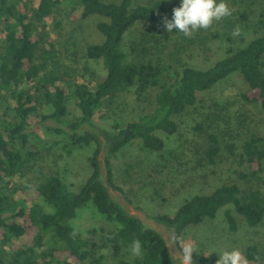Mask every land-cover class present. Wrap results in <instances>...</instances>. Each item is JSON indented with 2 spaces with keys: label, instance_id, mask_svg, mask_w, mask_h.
I'll use <instances>...</instances> for the list:
<instances>
[{
  "label": "trees",
  "instance_id": "1",
  "mask_svg": "<svg viewBox=\"0 0 264 264\" xmlns=\"http://www.w3.org/2000/svg\"><path fill=\"white\" fill-rule=\"evenodd\" d=\"M137 0H38L35 8L21 10L18 0H0V106L5 110L0 118V264H99L97 254L106 246H130L138 241L141 245L140 264H181L169 252L163 236L147 227L139 218L129 214L116 203L104 184L99 157L104 151L107 181L115 190H122L112 183L110 157L123 148L130 140H141L143 147L153 152L165 148L160 132L173 136L178 131L174 118L186 112L197 103L199 93L209 91L219 82L233 74H238L247 86L240 94L245 103H256L264 117V35L258 36L246 46L234 49L227 46L225 56L206 69L185 66L175 73V78L166 74L167 66L158 59L127 63L121 45L125 34L137 23L161 26V18L167 13L166 7L158 1L150 5H136ZM246 9L231 10V15L222 18L224 28L232 30L244 23L249 28L251 3L237 0ZM62 4L80 8L81 18L100 16L96 31L103 37L100 44L86 46L84 56L92 61H100L105 74L101 82L90 89L87 84L71 80L65 74L43 72L46 62H39L37 50L44 44L41 59H54L55 52L50 40L39 35L38 24L51 18ZM228 4V2H227ZM236 2H232V6ZM264 30V17L258 21ZM2 35V37H1ZM146 36V35H145ZM148 42L141 39V42ZM228 43L230 39L227 38ZM138 43V45L141 44ZM204 41H201V45ZM137 45V46H138ZM139 50L144 56L149 51L146 46ZM135 50V48H134ZM31 84L34 92L25 89ZM31 86V87H32ZM134 89L137 100L145 102L151 90L152 111L140 116L127 125L126 130L117 126L114 131L101 129L102 142L90 130L95 128L93 117L107 101ZM52 109V114L42 116V121L61 122L67 118L68 103L72 100L78 116L68 122V130H55L65 137V150L94 144L89 157L91 173L78 191H73L64 183L58 173L50 174L39 185L32 184L34 199L30 207L18 202L9 190L11 180L24 178L35 168L39 156L34 140L41 144L36 135L40 99ZM31 120V121H30ZM34 126L33 131L28 130ZM89 128V131L86 130ZM198 129V128H196ZM126 132L130 136L125 138ZM211 136V135H210ZM213 146L206 155L209 162L217 156L219 147L215 137H209ZM240 160L247 164L248 173H239L243 180H253L261 188L241 197L237 184L217 187L210 194H199L187 199L174 216L159 215L153 220L172 231L178 250L180 238L190 226L201 225L206 219H214L221 209L232 207L251 227L259 226L264 218V144L262 139L251 137L242 146ZM20 189V188H19ZM36 201V202H35ZM41 201V203H38ZM92 204L96 212L105 217L113 228L105 230L101 244L87 236L83 237L71 226L77 211ZM49 209H46V208ZM232 232L237 230L232 211L224 214ZM99 229L88 231L90 236ZM47 236H52L62 245L60 248L45 245ZM28 238L25 245H17L14 240ZM245 256L250 262L258 261L257 248H247ZM203 253H194L193 264H206Z\"/></svg>",
  "mask_w": 264,
  "mask_h": 264
},
{
  "label": "rangeland",
  "instance_id": "2",
  "mask_svg": "<svg viewBox=\"0 0 264 264\" xmlns=\"http://www.w3.org/2000/svg\"><path fill=\"white\" fill-rule=\"evenodd\" d=\"M18 1L23 11L38 5V0ZM152 1L162 3L167 9L166 15L161 18V26L135 24L125 34L121 50L127 63L158 59L163 66H167L166 74L172 78L185 66L206 69L225 56L227 46L239 49L256 37L264 35V30L258 26V21L264 17V0H247L251 3L252 10L249 15V28L238 22L229 30L220 21H214L209 28L197 30L190 37L176 33V29L169 33L165 28V20L171 19L173 8L180 5V0H137L136 5H150ZM226 2L233 10L246 9L237 0ZM232 2L239 6H232ZM81 13L80 8L62 4L51 18L38 24L39 35L45 40L48 36L54 47L55 57L48 60L40 58L43 56L44 44L39 46L37 57L39 62H46L43 72L47 75L53 72L65 74L71 80L87 84L92 89L101 82L105 70L100 61L89 60L84 53L87 45L102 43L103 37L95 27L102 18L91 16L84 20ZM237 28L240 34L234 36L233 31ZM141 39H147L148 42H141ZM201 41H204L203 45ZM137 45L140 48L146 46L149 53L144 56L137 50ZM237 75L233 74L209 91L199 93L197 103L174 118L178 124L175 135L169 136L162 132L158 134L165 142V148L161 152L145 149L141 140L132 139L110 157L112 183L122 192L115 190L107 181L104 151L99 157L101 174L111 198L147 227L159 232L172 257L180 263L182 252L175 245L172 231L156 223L153 217H172L187 199L199 194H210L222 185L237 184L241 197L246 196L249 190L261 188L259 183L243 180L238 176L239 173H248L247 164L240 160L244 142L256 137L262 139L264 144V117L258 104L242 101L240 94L247 90V86ZM31 86L24 84L22 87L34 92V87ZM155 94L156 90H151L147 100L140 102L132 89L112 101H107L96 111L93 117L95 128L90 132L103 142L101 129L114 131L117 126L120 130H126L129 123L152 111ZM36 95L41 103L35 119L39 127L36 135L42 142H33L38 147L39 159L30 173L24 178L14 177L9 186L16 200L25 203L27 207L31 206V200L34 199V188L31 185H39L50 174L58 173L71 190L78 191L91 173L88 159L94 150L93 143L65 150L62 146L67 140L55 132L58 129L69 131L68 122L79 114L75 102L71 100L68 103L69 115L61 122L51 119L42 121L41 117L52 114V109L41 99L40 90ZM4 110L5 105L1 103L0 118ZM33 128L31 126L28 130L32 132ZM86 130L89 131V128ZM129 136L130 133L127 137ZM212 136L217 139L219 147L213 163L209 162L206 155L208 147L213 146L209 139ZM262 177L264 178L263 174ZM226 210L232 211L237 227L235 232L230 230L224 216ZM71 226L77 233L87 236L99 245L105 235L100 229L113 228L104 216L96 212L92 204L77 211ZM93 229L99 231L90 236L88 231ZM28 241L26 237L14 240L17 245H25ZM188 243L195 246V252L204 254L206 264H217L219 253L233 249L242 253L244 264H264V218L259 226L251 228L232 207L221 209L214 219H206L201 225L190 226L185 230L180 238V248L183 249ZM45 245L47 248L62 247L52 236L46 237ZM250 246L257 248V262H250L245 256ZM96 257H101L99 264H140L142 251L135 255L130 246H106Z\"/></svg>",
  "mask_w": 264,
  "mask_h": 264
},
{
  "label": "clouds",
  "instance_id": "3",
  "mask_svg": "<svg viewBox=\"0 0 264 264\" xmlns=\"http://www.w3.org/2000/svg\"><path fill=\"white\" fill-rule=\"evenodd\" d=\"M231 15L226 0H180V5L173 8L171 19L165 20V28L171 33L176 29V33H183L190 37L195 31L209 28L214 21ZM240 34L239 29L233 31L234 36ZM196 248L188 243L182 249L181 264H193ZM132 252L139 255L141 245L138 241L133 242ZM217 264H244L242 253L238 249L225 250L219 253Z\"/></svg>",
  "mask_w": 264,
  "mask_h": 264
},
{
  "label": "water",
  "instance_id": "4",
  "mask_svg": "<svg viewBox=\"0 0 264 264\" xmlns=\"http://www.w3.org/2000/svg\"><path fill=\"white\" fill-rule=\"evenodd\" d=\"M128 134H129V132H126V134H125V138H127Z\"/></svg>",
  "mask_w": 264,
  "mask_h": 264
}]
</instances>
